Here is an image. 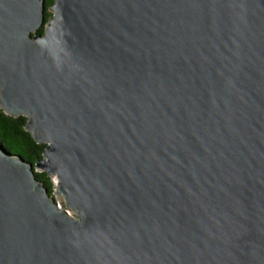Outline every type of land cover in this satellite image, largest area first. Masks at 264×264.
I'll use <instances>...</instances> for the list:
<instances>
[{"label": "water", "instance_id": "95a60500", "mask_svg": "<svg viewBox=\"0 0 264 264\" xmlns=\"http://www.w3.org/2000/svg\"><path fill=\"white\" fill-rule=\"evenodd\" d=\"M46 1L0 0V264H264V0Z\"/></svg>", "mask_w": 264, "mask_h": 264}, {"label": "trees", "instance_id": "16d2710c", "mask_svg": "<svg viewBox=\"0 0 264 264\" xmlns=\"http://www.w3.org/2000/svg\"><path fill=\"white\" fill-rule=\"evenodd\" d=\"M53 1L47 0L46 6H52ZM48 14V12H47ZM51 14H48V17ZM25 117L14 118L0 109V145L9 154L22 157L28 163L35 165L43 156L45 145L38 144L26 129ZM38 180L44 183L51 195L54 194V184L46 173H36Z\"/></svg>", "mask_w": 264, "mask_h": 264}, {"label": "rangeland", "instance_id": "374dc122", "mask_svg": "<svg viewBox=\"0 0 264 264\" xmlns=\"http://www.w3.org/2000/svg\"><path fill=\"white\" fill-rule=\"evenodd\" d=\"M46 10H47L48 14H52L51 6L50 7L46 6ZM51 179H52V182L54 184V190H55L56 179L55 178H51ZM52 196L55 197L56 198V201L58 202V204H60V199L58 197H56L55 194H53Z\"/></svg>", "mask_w": 264, "mask_h": 264}]
</instances>
